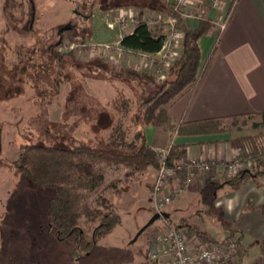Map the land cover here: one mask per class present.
<instances>
[{
  "label": "rangeland",
  "instance_id": "1",
  "mask_svg": "<svg viewBox=\"0 0 264 264\" xmlns=\"http://www.w3.org/2000/svg\"><path fill=\"white\" fill-rule=\"evenodd\" d=\"M97 1L0 0V41L5 46L4 53L0 54V264H144L147 262L151 239L163 224L162 220L155 222L133 243L153 215L150 216L149 210L141 214L137 202L146 199L148 182L154 169L129 179L126 177L128 169L124 166L107 165L100 161L97 167L106 175L105 185L116 184L107 194L123 220L109 236L97 242L92 252L81 253L78 239L60 240L53 236L52 226L45 217L53 191L29 183L14 166L22 154L20 147L29 141V136L36 129V119L47 113L53 131L62 122L71 98L73 78L80 80L90 94L105 104L112 101L121 89L132 99L135 98L125 83H110L96 78L107 75L109 68L116 72V67L133 66L125 61L128 54L107 56L101 50L96 54L91 52V46L98 41V31L107 30V16L104 17L98 6L94 7V15L88 20L92 23V39H87L84 44L66 39L70 41L68 48L72 44L77 47L60 52H73L72 60L80 65L76 67L68 64L71 59L53 62L49 52L43 53L47 45L57 42L59 30L69 23L89 27L90 22L84 24L83 18L77 14L87 13L93 2ZM111 33L115 34L117 30ZM82 64L90 65L91 70L86 67L83 71L89 70L88 73L95 77L81 73L79 69ZM45 69L51 79L39 76ZM56 77H59L57 88L53 87ZM137 86L140 89L142 87L139 84ZM45 119L43 117L41 121ZM258 121V117H247L222 122V127L224 134L228 133L236 142L238 138L257 135L259 130H254L253 124ZM100 128L82 125L77 136L92 140ZM217 219L218 225L215 226L219 231L216 233L212 229L214 234L211 237L215 241H222L228 234H224L227 229L220 228V225L232 229L234 224L222 215ZM132 220L136 223H132ZM175 224L178 225V222ZM94 226H82L88 239L92 237ZM185 231L193 246L204 243L188 230ZM255 254H250V259Z\"/></svg>",
  "mask_w": 264,
  "mask_h": 264
},
{
  "label": "trees",
  "instance_id": "2",
  "mask_svg": "<svg viewBox=\"0 0 264 264\" xmlns=\"http://www.w3.org/2000/svg\"><path fill=\"white\" fill-rule=\"evenodd\" d=\"M96 6L106 11L121 8L155 11L153 6L141 4L138 0H108V2L98 0L93 2L90 11ZM137 21L133 33L124 37L121 45L126 49L144 53L159 51L163 41L161 30L156 34L149 28L143 21L142 13L137 15ZM88 22H90L89 27L75 26L70 30H63L60 41L47 45L43 53L49 52L53 62L72 60L74 53L61 54L59 46L65 39L84 44L93 34L92 23ZM86 23L87 21L84 22ZM211 27L209 22L203 21L194 31L185 28L182 55L169 69L167 79L161 83L157 82L151 73L131 67H116V72L109 68L107 75L96 76L97 79L106 82L125 83L135 94L134 99L121 89L112 101L105 104L98 97L90 94L80 80L73 78L71 98L67 103L62 122L56 130L51 129L46 112L34 121L36 129L29 136V141L20 147L22 154L19 160L14 162V166L29 183L53 191L54 195L49 202L45 217L52 226L55 238L60 240L76 238L78 250L81 253H89L94 250L97 242L109 236L122 223L117 206L107 194L108 190L116 187V184L105 185L106 175L97 165L100 161L112 166L122 165L128 169L126 177L129 179L150 169L158 170L160 155L147 146L145 127L172 126L166 107L197 80L201 58L198 40L207 34ZM0 43V54H2L5 46L1 41ZM68 64L76 67L80 65L73 60ZM81 66L79 69L81 73L95 77L88 73L92 69L90 65ZM86 67L89 70L83 71ZM46 69L45 72L42 70V75H38L50 78L51 75H48ZM99 69L102 71L101 68ZM58 81L59 77L54 78L53 87H58ZM137 83L143 87L142 90ZM43 117L46 119L41 121ZM251 117L259 118V121L253 124L254 129L264 128V113L249 116ZM222 122L223 119L218 118L183 123L178 127L177 134L180 136L223 134L225 131ZM82 125L101 128L95 132L92 140H85L77 136V131ZM263 137L260 132L236 140L240 160L245 161L250 158L253 165L250 169L235 175L227 174L225 184L232 191L240 190L251 180L259 186L263 185ZM185 162H187V147L172 146L168 157L169 166L175 167L177 163ZM179 176L185 177V173L179 172ZM84 224L95 225L90 239L84 235L82 230ZM181 225V227L177 224L174 226L188 230L206 244L216 242L208 232L203 231L196 224L184 220L181 221ZM227 238H236L239 243L241 242L237 231L231 229H228ZM246 253L247 249L244 250L240 246L239 259Z\"/></svg>",
  "mask_w": 264,
  "mask_h": 264
},
{
  "label": "crops",
  "instance_id": "3",
  "mask_svg": "<svg viewBox=\"0 0 264 264\" xmlns=\"http://www.w3.org/2000/svg\"><path fill=\"white\" fill-rule=\"evenodd\" d=\"M138 1L153 6L155 10L133 8L137 15L142 13L145 23L159 14H169L174 3V0ZM217 1L218 4L216 0H190L187 7V12L202 14L205 19L186 21L184 28L194 31L203 21L209 22L212 27L198 40L201 58L197 80L166 107L172 126L145 127L147 146L156 152L172 146H186L187 161L233 159L239 154V148L235 138L228 133L180 136L177 134L178 127L188 122L218 118L228 122L264 113V0ZM122 9L126 8L100 10L104 17L107 16L108 22ZM224 15H228L229 20L225 29L220 30L214 20ZM135 27L116 25L110 29L107 26L105 32L98 31L96 44L121 43ZM151 29L164 33L162 27L152 25ZM116 30L117 33H111ZM125 61L131 63L132 68L143 70L137 55L128 54ZM258 130L264 136V128ZM156 175L154 170L148 182L146 199L137 202L141 214L148 210L150 216L153 214L150 193ZM226 176L222 168L194 175L189 188L167 208L169 222L174 225L178 222L181 227V221L186 220L212 235V229L216 233L219 231L215 224L218 225L217 218L222 215L234 224L231 230L237 231L241 237V248L247 249L239 264H264V180L262 186L251 180L240 190L232 191L225 184ZM184 178L179 176L170 187H176ZM133 222L136 223L135 220ZM220 228L227 229L224 234H228L226 226L220 225ZM252 253L256 254L250 259Z\"/></svg>",
  "mask_w": 264,
  "mask_h": 264
},
{
  "label": "built area",
  "instance_id": "4",
  "mask_svg": "<svg viewBox=\"0 0 264 264\" xmlns=\"http://www.w3.org/2000/svg\"><path fill=\"white\" fill-rule=\"evenodd\" d=\"M189 3L190 0H174L169 14H159L155 19L146 23L149 28L155 25L164 30V33H160L163 38L162 46L157 52L134 51L124 48L121 43L94 44L91 46V52L96 54L101 50L107 56L122 53L137 55L140 67L151 73L156 81L161 83L167 79L169 69L182 55L181 48L185 36L184 23L189 20L205 19L202 14L187 12ZM216 3L218 4L217 0ZM228 20V15L219 16L214 23L220 30H224ZM136 23L137 13L129 8L122 9L116 17L109 19L107 26L114 29L116 25L128 26ZM67 44H70V41L66 39L62 41L59 52L77 47L76 44H72L68 48ZM262 152H264V147ZM157 153L160 155V166L152 188L151 203L153 212L161 215L189 188L194 175H204L215 168H222L228 175H235L240 171L250 169L253 165L250 158L242 161L237 155L233 159L220 161L193 159L170 167L168 164L170 148L159 150ZM179 172H184L185 178L182 183L171 188L170 184L179 178ZM161 220L163 221L161 228L151 239L146 264H239L240 243L236 238H226L212 244L198 243L195 247L185 230L178 229L164 218Z\"/></svg>",
  "mask_w": 264,
  "mask_h": 264
},
{
  "label": "water",
  "instance_id": "5",
  "mask_svg": "<svg viewBox=\"0 0 264 264\" xmlns=\"http://www.w3.org/2000/svg\"><path fill=\"white\" fill-rule=\"evenodd\" d=\"M161 218L164 219H169L170 218V214L167 212H163L162 215L159 213H154L153 216L151 217V219L147 222V224H145L141 230L139 231V233L137 234V236L134 238L133 243L136 242L138 240V238L141 236V234H143V232L145 230H147L150 226H152L155 222L161 220Z\"/></svg>",
  "mask_w": 264,
  "mask_h": 264
},
{
  "label": "flooded vegetation",
  "instance_id": "6",
  "mask_svg": "<svg viewBox=\"0 0 264 264\" xmlns=\"http://www.w3.org/2000/svg\"><path fill=\"white\" fill-rule=\"evenodd\" d=\"M92 12L93 11H90V10H87V13H83L81 14V12H78V16L80 15L81 18H83V21H88L91 19L92 17ZM77 26V24H72V23H69L68 25H66L64 28H62L61 30H59V35H58V39H57V42L60 41V37H61V33L63 30H70L72 29L73 27Z\"/></svg>",
  "mask_w": 264,
  "mask_h": 264
}]
</instances>
